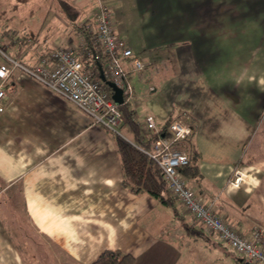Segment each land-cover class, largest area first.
Here are the masks:
<instances>
[{
  "label": "crops",
  "instance_id": "0c3cea01",
  "mask_svg": "<svg viewBox=\"0 0 264 264\" xmlns=\"http://www.w3.org/2000/svg\"><path fill=\"white\" fill-rule=\"evenodd\" d=\"M80 2L79 21L93 24ZM130 2L126 16L111 7L118 9L117 33L143 65L124 62L132 88L126 103L135 119L154 118L155 132L140 124L146 149L156 132L168 134L172 121L188 117L192 134L178 146L196 167V175L181 172L188 185L241 235L264 228V0ZM13 4L9 12L0 9V29L26 18L14 16L23 4L16 10ZM131 28L139 29L132 40ZM45 35L50 47L63 42ZM32 47H20L26 66L43 51ZM4 88L0 204L7 211L14 196L20 200L25 220L50 244L51 264H91L104 250L130 253L135 264H211V250L220 246L216 233L170 193L165 204L123 185L116 134L18 68ZM236 168L244 180L235 187L229 182ZM16 248L0 209V264H26Z\"/></svg>",
  "mask_w": 264,
  "mask_h": 264
},
{
  "label": "built area",
  "instance_id": "2783aa9c",
  "mask_svg": "<svg viewBox=\"0 0 264 264\" xmlns=\"http://www.w3.org/2000/svg\"><path fill=\"white\" fill-rule=\"evenodd\" d=\"M86 28L90 32L92 51L85 48V40L81 43V49L61 45L54 48L49 57L41 60L34 68L27 67L0 50L12 64L11 67L0 65V111L3 110L2 102L6 97L3 83L11 71L18 68L72 103L89 116L93 123L119 135L117 127L123 124V116L112 99V91L106 82H112L122 89L123 102H127L132 88L125 81L124 62L132 59L137 70L142 69L143 65L133 58L132 49L117 33L114 14L109 6L98 2L95 21L93 25L87 24ZM99 67L104 80L101 79ZM193 128V122L188 117L177 118L171 122L168 134L156 132L151 149L137 148L158 165L170 194L179 202L183 211L205 231L216 233L218 242L240 258L243 264H264V228L255 227L248 236L241 235L231 223L222 219L204 202L182 175L180 169L189 164L188 153L178 146L182 141L188 140ZM143 129L155 132L152 116L145 117ZM143 137V140L149 139L146 135ZM242 177V171L236 168L229 184L238 186L244 180Z\"/></svg>",
  "mask_w": 264,
  "mask_h": 264
},
{
  "label": "rangeland",
  "instance_id": "374dc122",
  "mask_svg": "<svg viewBox=\"0 0 264 264\" xmlns=\"http://www.w3.org/2000/svg\"><path fill=\"white\" fill-rule=\"evenodd\" d=\"M10 1L11 0H0V9L9 12ZM78 1L79 0H32L26 4H23L22 6H19V10L15 13V15L19 19L24 17H26L27 19L25 18L26 20L24 19L22 23H19V25H16L11 29H0V48H3L7 56H9L10 58L15 60L17 59L21 62V58L18 56L21 55L23 51L20 49V47L32 45L33 47L38 48L40 51L45 50L46 48H50L49 50H51L55 47V45H52L50 47V40H48L47 43H44L45 40L43 39L49 37L45 35L47 34V32L50 35L54 34L55 36H58L62 41H68L69 44H67V47H69V45L77 47V44L74 43L72 45L71 42L77 41V43L80 44V41L74 34L75 30L69 23L70 20L67 19L66 14L62 8L63 6H65L68 11L76 12L75 8L78 5ZM88 2H90V4L86 8ZM98 2H104L105 4L109 5L112 11L117 8L111 6L118 5V9L121 10V12L124 13L125 10V16L126 13H130V0H81L79 4L82 5H80L79 8L82 11L84 10L85 13L90 11L92 12L93 16H96L98 11ZM8 15L9 14L6 13V16ZM50 24L52 28H49L51 29L47 30L42 28ZM22 28H25V32L27 31V38L29 39V42L24 39L25 37L23 35L19 34L20 31L22 32ZM137 31H139V29L137 28L128 29L127 33L131 40L132 37L137 35ZM15 33L17 35L19 34L17 38L15 37L16 35H12ZM4 43L8 45H4ZM128 45L132 48L134 47L133 43H129ZM0 65H5L7 67L12 66L9 60L1 54ZM4 84L6 85V80L4 81L3 86ZM133 87H135V89H138V86L134 82ZM131 108H135L133 104H131ZM136 121L143 125L145 119L142 122L141 116L139 115L136 116ZM117 131L121 137L127 140L131 139V133L124 125L118 126ZM4 208L0 204L2 219L5 225L10 229V232L13 234V240L23 253L26 264H51L52 253L49 252V250H51L50 244L45 238L40 236L35 229L31 227L28 221L25 220L24 216L22 215L23 213L21 211L20 200L14 196L11 204L7 205V211ZM220 246L216 247V250L214 251L211 250V264H240L235 257L227 253L229 251L228 249L223 248L222 245ZM56 255L61 256V261H64L65 258L63 259L62 254L57 252L55 256ZM64 262H66V264H73L70 260L67 261V259H65ZM64 262L62 264H65Z\"/></svg>",
  "mask_w": 264,
  "mask_h": 264
},
{
  "label": "trees",
  "instance_id": "16d2710c",
  "mask_svg": "<svg viewBox=\"0 0 264 264\" xmlns=\"http://www.w3.org/2000/svg\"><path fill=\"white\" fill-rule=\"evenodd\" d=\"M13 1H14L13 9L16 10L18 9V6L20 4H25L32 0H13ZM62 9L66 14L67 19L70 20L69 23L75 30L74 33L76 34L78 40L80 41V45L78 44L79 46L77 47L81 49L82 48L81 43L83 40H85V45H84L85 48L87 50H91L93 46L90 40V32L86 28V25L90 23H88L87 21H79L78 18L79 13L77 12V10H75L76 12L68 11V9L65 6H63ZM4 14H5L4 11L0 12V17H3ZM19 34L23 35L25 37L24 39H26L29 42V39L27 38L28 34L27 31L25 32V28H22V32L20 31ZM12 35L14 36L16 35L15 36L16 38L18 37L16 33ZM62 44L66 45L67 47L68 46L67 44H69V42L63 41L61 43L56 44L54 48L61 46ZM4 45H8V44L4 43ZM49 49L46 48L45 50H43V52H40L39 57L35 61V63L32 66H27V67L34 68L36 65L40 64L41 60L48 58L50 53L53 51V49L51 50ZM0 50H3L5 52L3 48H0ZM118 108L123 116V125L131 133V139L129 141L121 137L120 135H116L115 137L117 152L120 158V164L124 176L123 185L135 193L145 192L151 195L152 197L158 199L162 203L165 204L170 203L171 195L169 194L170 192L168 190L167 183L166 180L164 179V175L162 171L153 160H151L145 153H143L141 150L137 148V147L148 148L150 140H143L142 138L143 135L140 125L136 121L135 113L129 107V104L123 102L120 105H118ZM180 171L184 175L190 174V176H193L197 174L196 167L190 164V162L187 166L182 167ZM219 245H222L223 248L228 249L221 242L219 243ZM16 249L19 252L22 259L25 260L24 255L19 249V247ZM227 253L235 257L240 264H243L242 260L237 256H235L233 253H231V251H228ZM135 262H136V258L130 253L122 252L120 250H104L94 259V261L91 264H135Z\"/></svg>",
  "mask_w": 264,
  "mask_h": 264
},
{
  "label": "water",
  "instance_id": "95a60500",
  "mask_svg": "<svg viewBox=\"0 0 264 264\" xmlns=\"http://www.w3.org/2000/svg\"><path fill=\"white\" fill-rule=\"evenodd\" d=\"M100 68V76L101 79L104 80L103 74H102V69ZM107 86L111 89L112 91V99L117 105H120L123 102V94H122V89L118 88L113 84L112 82H106Z\"/></svg>",
  "mask_w": 264,
  "mask_h": 264
}]
</instances>
